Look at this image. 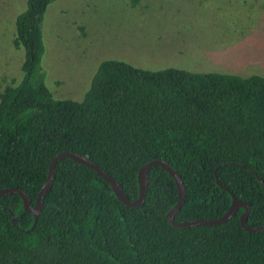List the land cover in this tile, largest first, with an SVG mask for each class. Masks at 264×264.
Returning a JSON list of instances; mask_svg holds the SVG:
<instances>
[{
	"label": "trees",
	"instance_id": "16d2710c",
	"mask_svg": "<svg viewBox=\"0 0 264 264\" xmlns=\"http://www.w3.org/2000/svg\"><path fill=\"white\" fill-rule=\"evenodd\" d=\"M54 1L27 0L16 18L24 62L22 79L0 92V189L24 190L35 207L54 158L72 152L134 202L141 169L162 160L186 188L177 223L219 219L235 196L251 205L248 226L262 227L264 78L106 60L83 100L57 99L42 66ZM149 178L144 204L132 208L92 168L60 160L37 222L20 195L0 197V264H264V230L244 229V207L222 225L176 228L168 221L180 201L175 179L160 166Z\"/></svg>",
	"mask_w": 264,
	"mask_h": 264
},
{
	"label": "rangeland",
	"instance_id": "374dc122",
	"mask_svg": "<svg viewBox=\"0 0 264 264\" xmlns=\"http://www.w3.org/2000/svg\"><path fill=\"white\" fill-rule=\"evenodd\" d=\"M26 9L27 0H0V92L22 79L24 53L13 41ZM43 33L57 99L83 100L106 60L264 78V0H55Z\"/></svg>",
	"mask_w": 264,
	"mask_h": 264
},
{
	"label": "water",
	"instance_id": "95a60500",
	"mask_svg": "<svg viewBox=\"0 0 264 264\" xmlns=\"http://www.w3.org/2000/svg\"><path fill=\"white\" fill-rule=\"evenodd\" d=\"M64 158L73 159V160H75L81 164H84V165L92 168L102 178H104L108 183L111 184V186H112L113 190L115 191L116 195L118 196V198L124 204H126L127 206L132 207V208L140 207L145 202V199H146V196L148 193L149 183H150L149 171L155 166L162 167L165 171L169 172L170 175H172V177L175 179L177 187H178V191H179L180 201L168 214L169 223L176 228H190V227L222 225V224H225L226 222H228L229 220H231L235 216V214L239 208L244 207L246 209V212L241 217V224L244 227V229L249 233H258V232H261L264 230V225L262 227H255V228H251L248 226V218H249V215H250L251 210H252L251 205L246 201L239 200L235 196H233V203H232L230 210L223 217H221L219 219L195 220V221H186V222H182V223H177L175 221V217H176V214L183 207L184 202L186 200V188H185V185H184L180 175L174 169V167L171 164H169L168 162L162 161V160L153 161L141 169V171L139 173L140 195H139V198L134 202L132 200H130V198L127 196V194L125 193L123 187L119 184V182H117L108 173L104 172L96 163H94L91 159H89L85 156H82V155H79L76 153H72V152H64V153H61L57 157L54 158V160L52 161L51 166H50V175H49L48 180H47L46 184L44 185L42 191L38 195V199H37L35 207L32 206V201H31L30 197L28 196V194L20 188L0 189V197L12 195V194L20 195L23 198L25 210L27 212H31L34 215V217L36 218V222H37L38 217L44 208V203H43L44 196L50 191V189L52 187L56 165L60 160H62ZM216 178H217V183L220 185V187L227 190L226 187L218 180L217 175H216ZM260 180H261V183L264 185V181L262 179H260Z\"/></svg>",
	"mask_w": 264,
	"mask_h": 264
}]
</instances>
